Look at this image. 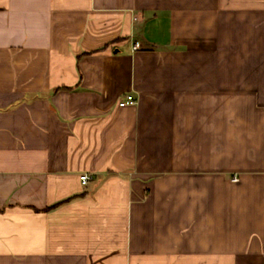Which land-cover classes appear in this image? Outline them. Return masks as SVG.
<instances>
[{"label": "crops", "instance_id": "obj_1", "mask_svg": "<svg viewBox=\"0 0 264 264\" xmlns=\"http://www.w3.org/2000/svg\"><path fill=\"white\" fill-rule=\"evenodd\" d=\"M0 264H264V0H0Z\"/></svg>", "mask_w": 264, "mask_h": 264}, {"label": "built area", "instance_id": "obj_2", "mask_svg": "<svg viewBox=\"0 0 264 264\" xmlns=\"http://www.w3.org/2000/svg\"><path fill=\"white\" fill-rule=\"evenodd\" d=\"M136 48H137V45L136 44L133 45V49H136ZM135 103H136L135 97L132 94H126L124 98L119 100L118 105L123 107L126 105H134ZM79 178L82 184H86L89 179V176L87 174H81ZM233 180L237 181V178L234 177Z\"/></svg>", "mask_w": 264, "mask_h": 264}]
</instances>
